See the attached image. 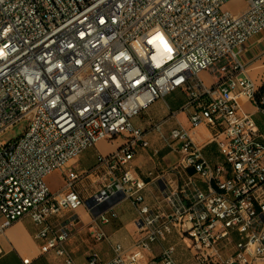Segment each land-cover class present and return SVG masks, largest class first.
Here are the masks:
<instances>
[{
	"label": "built area",
	"instance_id": "2783aa9c",
	"mask_svg": "<svg viewBox=\"0 0 264 264\" xmlns=\"http://www.w3.org/2000/svg\"><path fill=\"white\" fill-rule=\"evenodd\" d=\"M226 2L0 0V234L28 217L40 253L75 264L67 247L75 212L87 206L108 224L117 217L110 204L122 196L136 211L132 247L114 243L111 259L92 252L84 264H144L151 247L173 234L190 242L196 264L264 263V142L243 107L249 100L264 114V86L254 92L240 61L246 43L264 32V0H247L238 14ZM158 33L171 52L149 43ZM203 71L209 85L199 78ZM176 89L192 107L189 129H170L178 161L161 174L165 188L148 204L147 183L129 166L135 148L148 146L146 130L132 119ZM170 115L150 119V131ZM22 123L18 137L1 140ZM200 127L209 130L220 162L210 163L194 141L191 130ZM118 137L123 142L97 151L88 171L69 166ZM54 171L64 186L53 194L45 178ZM89 175L102 181L85 199L77 183ZM92 235L108 239L97 224ZM175 252L167 243L151 263L179 264Z\"/></svg>",
	"mask_w": 264,
	"mask_h": 264
},
{
	"label": "crops",
	"instance_id": "0c3cea01",
	"mask_svg": "<svg viewBox=\"0 0 264 264\" xmlns=\"http://www.w3.org/2000/svg\"><path fill=\"white\" fill-rule=\"evenodd\" d=\"M231 1L232 3H239L241 0ZM245 7L246 2L243 8H235L231 12L238 14ZM240 61L244 66L243 75L246 78L255 82L257 86L264 83V32L252 37L246 43L245 50L240 56ZM199 78L206 85L212 82L206 71L201 72ZM187 101L186 93L183 90L176 89L165 98L154 101L147 109L132 119L135 127L146 130L145 138L148 141V146L138 145L135 148L129 166L147 183L145 197L148 204L155 203V195L160 190L158 180H161V174L176 164L179 157V154L168 146L149 140L151 133L149 120L159 117L160 114L163 118L169 114H174V116L170 115L173 127L178 124L189 129L188 116L192 112V107L188 106ZM243 107L252 116L260 135L259 138L264 142V114L249 100H243ZM143 116L148 117L147 122L142 121ZM191 132L194 141L203 147V153L210 163L215 164L222 160L215 143L209 139L210 132L207 128L200 127L196 130H191ZM116 140L115 146L109 149L103 146L104 142L99 141L96 147L85 150L72 160L69 166L74 167L78 172L88 171L95 163L97 151L103 154L112 152L123 142L122 137H118ZM189 173L194 177V184L204 188V184L197 176L192 171H189ZM101 181L102 179L98 177L85 176L77 183V189L87 199L99 189ZM183 182L182 178L178 183L182 184ZM110 206L116 212L117 217L108 224L98 223L94 215L84 207H80L75 212L77 220L70 223L72 235L67 242V247L75 260V264H84L92 252H96L103 260L111 259L113 257L112 245L114 243H120L124 248L132 247L136 239L133 225V220L136 216L134 206L122 196L116 197ZM95 224L99 225L106 233L108 236L107 240L95 241L92 235ZM32 234L33 226L28 217L20 218L0 234V247L3 251L0 257V264H63L60 259L52 254H41ZM236 240L237 234L233 232L232 242L234 243ZM167 243L176 244L175 258L179 264H196L193 251L189 248L190 242L185 238L182 239L177 234L169 236L167 242L153 245L146 253L144 264H152L151 261L153 259L158 260L162 247ZM232 251L233 244H229L223 253L227 255Z\"/></svg>",
	"mask_w": 264,
	"mask_h": 264
},
{
	"label": "rangeland",
	"instance_id": "374dc122",
	"mask_svg": "<svg viewBox=\"0 0 264 264\" xmlns=\"http://www.w3.org/2000/svg\"><path fill=\"white\" fill-rule=\"evenodd\" d=\"M246 1L247 0H241L239 3H232L231 0H227L225 8L227 10H229V11H232L235 8H243ZM158 113H161V112H158ZM246 113H248V112L246 111ZM161 118H163L161 116V114L159 115V117H154V119L156 121L157 120L159 121ZM147 120H148L147 116L146 117L145 116L142 117V121L143 122H147ZM24 125H25V123H22L21 125L15 126L11 131H9L5 135H3L1 140H5L6 141V140H9V139H13V138L18 137L21 134L22 126H24ZM171 127H173V121L171 119H169L164 124H162L158 130L151 131V133L149 135L150 136L149 140L150 141H155L156 143L163 144L165 146H169L170 142L168 140V137H169V131H170ZM116 139L117 138H115V139H113L111 141L102 140V142L105 143L103 146L105 148H108V149L109 148H113L115 146L116 142H117ZM68 169L69 168L66 167L65 171H67ZM45 182H46L49 190L51 191V193L54 194V193L60 191L63 188V186H64V177H63V175H62V173L60 171H54L53 173L49 174L45 178ZM83 207L87 209V206H83ZM103 209H100V210H103ZM91 216H93V215L91 214Z\"/></svg>",
	"mask_w": 264,
	"mask_h": 264
},
{
	"label": "snow or ice",
	"instance_id": "6c2138e0",
	"mask_svg": "<svg viewBox=\"0 0 264 264\" xmlns=\"http://www.w3.org/2000/svg\"><path fill=\"white\" fill-rule=\"evenodd\" d=\"M157 40H159L160 42H161V44H162V46H163V48H164V50L166 51V52H171L172 51V49L169 47V45L167 44V42L164 40V37L161 35V34H157L155 37H153L150 41H149V43H154V42H156Z\"/></svg>",
	"mask_w": 264,
	"mask_h": 264
},
{
	"label": "bare ground",
	"instance_id": "6f19581e",
	"mask_svg": "<svg viewBox=\"0 0 264 264\" xmlns=\"http://www.w3.org/2000/svg\"><path fill=\"white\" fill-rule=\"evenodd\" d=\"M262 86H264V83L260 86L254 85V92H262Z\"/></svg>",
	"mask_w": 264,
	"mask_h": 264
},
{
	"label": "water",
	"instance_id": "95a60500",
	"mask_svg": "<svg viewBox=\"0 0 264 264\" xmlns=\"http://www.w3.org/2000/svg\"><path fill=\"white\" fill-rule=\"evenodd\" d=\"M158 184H159L160 190H163L165 188V184L162 180H158Z\"/></svg>",
	"mask_w": 264,
	"mask_h": 264
},
{
	"label": "clouds",
	"instance_id": "9594fccd",
	"mask_svg": "<svg viewBox=\"0 0 264 264\" xmlns=\"http://www.w3.org/2000/svg\"><path fill=\"white\" fill-rule=\"evenodd\" d=\"M157 41L159 42L160 45H162L161 42H160L159 40H157ZM157 41H156V42H157Z\"/></svg>",
	"mask_w": 264,
	"mask_h": 264
}]
</instances>
